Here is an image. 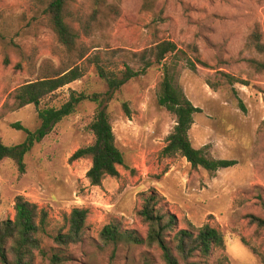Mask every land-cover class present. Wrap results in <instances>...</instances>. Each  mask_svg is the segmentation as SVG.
Returning <instances> with one entry per match:
<instances>
[{"label": "rangeland", "instance_id": "obj_1", "mask_svg": "<svg viewBox=\"0 0 264 264\" xmlns=\"http://www.w3.org/2000/svg\"><path fill=\"white\" fill-rule=\"evenodd\" d=\"M71 0V26L89 58L98 57L109 71L130 67L141 75L128 81L108 103L116 146L123 153L119 177H107L91 186L86 173L90 158L69 162L78 149L93 143L89 124L96 106L85 101L75 113L56 124L24 158L20 173L11 160L0 162V221L14 217L15 198L21 196L48 212L42 252L34 264H163L160 252L144 247H119L114 260L98 247L101 229L114 223L146 235L137 216L143 198L155 192L160 205L175 215L178 229L210 225L223 235L224 247L213 252L210 264H264V229L249 224L247 216L264 220V74L245 60L263 59L246 47L258 26L264 43V0ZM96 3L90 35L81 32L75 18H87ZM161 41L173 42L179 53L155 63L149 51ZM195 63L193 70L188 60ZM49 20L30 0H0V139L6 146L24 141L39 127L37 110L15 109L14 91L41 75L46 61L66 63ZM149 63V65H148ZM174 85L196 108L188 133L195 149L208 148L214 159L233 160L232 168L208 173L192 170L180 155H162L175 118L157 103L162 65ZM204 64V65H202ZM84 76L51 96L40 107L59 108L70 91L105 93L106 84L94 66L81 64ZM225 76L234 80L229 83ZM239 102L244 111L239 108ZM126 103L129 116L121 104ZM89 211L82 243L60 251L53 238L65 233L64 216L72 209Z\"/></svg>", "mask_w": 264, "mask_h": 264}, {"label": "trees", "instance_id": "obj_2", "mask_svg": "<svg viewBox=\"0 0 264 264\" xmlns=\"http://www.w3.org/2000/svg\"><path fill=\"white\" fill-rule=\"evenodd\" d=\"M30 1L47 16L51 29L68 60L59 67H54L51 62L46 61L45 68L41 69V75L37 79L25 83L14 91L15 109L34 106L37 110L39 127L31 132L15 125L14 127L22 130L26 137L22 143L14 146H6L0 139V162L11 160L18 171L23 173L24 158L34 145L44 139L56 124L73 115L81 103L88 101L96 106L93 120L89 124L93 143L74 152L69 162L90 158L91 166L86 178L91 186L99 187L105 178L119 177L118 168L124 166V156L116 146L107 105L128 81L141 73L127 66L118 72L109 71L100 64L98 57L89 58L88 50L79 42V32L70 24V20L74 18L69 8L71 0ZM142 10H152L149 1L144 0ZM101 13L103 12L96 3L91 15L74 20L79 24L83 34L90 35L95 15ZM246 47L263 57L264 43L258 26H254L250 32ZM147 52L152 54L155 63L161 64L167 55H176L180 50L173 42L161 41L149 51L143 52L142 56ZM245 61L255 72L264 74L263 59ZM83 62L94 66L98 77L106 84L107 91L91 95L70 91L67 100L59 108H41L43 98L51 96L84 76L85 72L81 66ZM188 63L195 70V63L202 62L197 58L196 62L188 60ZM162 70L163 78L159 84L157 103L175 118V125L166 138L162 155L167 158L180 155L194 171L202 169L208 173H215L234 167L236 162L233 160L212 158L206 146L200 149L192 146L188 133L193 125V117L200 113V109L194 107L183 92L174 85L168 66L163 64ZM225 77L229 83L235 81L244 83L229 76ZM238 105L244 111L243 104L239 102ZM121 107L129 116L126 103H122ZM160 200L155 192L149 193L143 198L141 208L137 212V216L147 228L145 237L135 231L124 230L114 223H109L99 232L98 247L110 251L111 262L119 247L136 246L159 251L163 264H210L208 261L213 252L224 247L223 235L210 225L195 230L178 229L176 216L162 207ZM88 215L87 209L74 208L64 216L65 233L60 232L53 238L55 246L60 251H67L69 247L83 242ZM247 219L249 224L264 229V220L261 218L248 215ZM47 226L48 212L45 209L21 196L16 197L13 219L0 221V264H34L36 254L42 252L41 238L46 234ZM51 262L60 264L62 260L53 256Z\"/></svg>", "mask_w": 264, "mask_h": 264}]
</instances>
